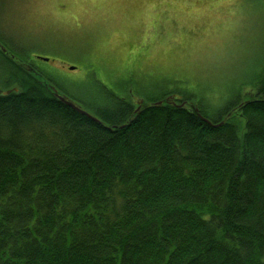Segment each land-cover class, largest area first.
I'll return each mask as SVG.
<instances>
[{
	"label": "trees",
	"instance_id": "1",
	"mask_svg": "<svg viewBox=\"0 0 264 264\" xmlns=\"http://www.w3.org/2000/svg\"><path fill=\"white\" fill-rule=\"evenodd\" d=\"M0 60V264H264V99L216 126L245 86L264 97V65L221 102L176 91L200 113L164 102L134 114L133 94L69 91Z\"/></svg>",
	"mask_w": 264,
	"mask_h": 264
},
{
	"label": "rangeland",
	"instance_id": "2",
	"mask_svg": "<svg viewBox=\"0 0 264 264\" xmlns=\"http://www.w3.org/2000/svg\"><path fill=\"white\" fill-rule=\"evenodd\" d=\"M2 36L69 91L221 102L264 65V0H0Z\"/></svg>",
	"mask_w": 264,
	"mask_h": 264
},
{
	"label": "water",
	"instance_id": "3",
	"mask_svg": "<svg viewBox=\"0 0 264 264\" xmlns=\"http://www.w3.org/2000/svg\"><path fill=\"white\" fill-rule=\"evenodd\" d=\"M0 50L2 52H4L8 57H10L12 60H14L18 65L22 66L24 69H26L27 71L31 72L34 75H37L35 72H33L32 68H30V66L26 65L20 58H18L17 56H15L14 54H12L10 52V50L0 41ZM44 59V58H43ZM48 60V58H45ZM73 68V67H71ZM53 93L54 95L60 99L62 102H64L65 104H67L68 106L74 108L76 111H78L79 113L85 114L88 117L94 119L95 121L103 124L104 122L98 118L96 115H94L92 112H90L89 110H87L85 107H83L80 103H78L77 101L73 100L72 98H70L68 95L66 94H62L60 93L59 89L56 86L52 87ZM10 92V89L8 88H3L0 87V94H7ZM256 90L255 88H253L252 86H247L245 87V89L243 90V96H244V103L241 105H246L247 103L251 102L253 99L252 97L255 95ZM176 100H181V98L177 95H169L166 96L165 98L158 100L157 102H147V100H145L144 98H137V96H133V101L135 102V104L137 105L135 112H139L141 110L142 107L144 106H157L160 104H163L164 102L173 104V105H177V106H186L191 108L192 106L196 105L195 103H192L191 101H182L181 103H178ZM240 106V107H241ZM197 106H195L196 108ZM198 109V108H196ZM236 111V109H233L229 115L227 117H225V119L219 124L221 125L222 123H224L226 121V119H228L234 112ZM130 119H133L130 118ZM130 119L124 124L122 125V127L127 126L128 124H130ZM217 126V125H216Z\"/></svg>",
	"mask_w": 264,
	"mask_h": 264
},
{
	"label": "bare ground",
	"instance_id": "4",
	"mask_svg": "<svg viewBox=\"0 0 264 264\" xmlns=\"http://www.w3.org/2000/svg\"><path fill=\"white\" fill-rule=\"evenodd\" d=\"M1 41V40H0ZM2 42V41H1ZM3 43V42H2ZM4 44V43H3ZM5 45V44H4ZM6 46V45H5ZM8 48V47H7ZM12 50V49H11ZM19 55V54H18ZM16 56V55H15ZM18 57V56H17ZM21 56L19 55V57L18 58H20ZM22 60V59H21ZM22 61H24V60H22ZM54 86H56V85H54ZM52 87H53V85L52 86H49V88L51 89V91L53 92V90H52ZM11 91V90H10ZM60 91V90H59ZM60 93H62L63 94V92H60ZM54 94V93H53ZM65 94V93H64ZM67 95V94H66ZM261 95V94H260ZM143 97V96H142ZM145 97V96H144ZM70 98H72V97H70ZM73 99V98H72ZM252 101H258V100H263L264 99V97H262V95L261 96H258L257 97V95H256V93H255V95L252 97ZM73 100H75V99H73ZM76 101V100H75ZM244 101H245V99H244V96H243V93H242V99H241V101L239 102V104L234 108V109H236V110H239V109H241L243 106H245V105H243V106H241L243 103H244ZM155 102H157V101H155ZM196 105H197V103H196ZM196 105H194V106H192V107H194L195 108V106ZM247 105V104H246ZM241 106V107H240ZM84 107V106H83ZM192 107L191 108H188L189 110H193L192 109ZM196 108H198V109H196ZM195 108V110L197 111V112H199L200 113V109H199V107H196ZM136 109V108H135ZM141 111V110H140ZM134 114H137L138 112H135V110H134V112H133ZM95 115V114H94ZM97 116V115H96ZM228 116V115H227ZM226 116V117H227ZM98 117V116H97ZM133 118H134V115L132 116ZM131 117V118H132ZM231 117V116H230ZM229 117V118H230ZM99 118V117H98ZM228 118V119H229ZM101 119V118H100ZM225 119V118H224ZM223 119V120H224ZM228 119H226V121L228 120ZM102 120V119H101ZM129 120V119H128ZM127 120V121H128ZM133 119H130V123H131V121H132ZM208 121H210L209 119H207ZM103 121V120H102ZM126 121V122H127ZM104 122V121H103ZM125 122V123H126ZM211 122V121H210ZM222 122V121H221ZM221 122H219V123H216V125H219ZM125 123H123L122 125H124ZM106 124V123H105ZM108 125V124H107ZM122 125H120L121 127H122ZM108 126H110V125H108ZM112 126V125H111ZM110 126V127H111ZM113 128V127H112ZM63 150V149H62ZM29 151V150H28ZM167 179V178H166ZM160 186V185H159ZM161 187V186H160ZM167 192V191H166ZM48 219V218H47ZM37 231V230H36ZM89 263V262H88Z\"/></svg>",
	"mask_w": 264,
	"mask_h": 264
},
{
	"label": "flooded vegetation",
	"instance_id": "5",
	"mask_svg": "<svg viewBox=\"0 0 264 264\" xmlns=\"http://www.w3.org/2000/svg\"><path fill=\"white\" fill-rule=\"evenodd\" d=\"M10 52L12 53V54H14V55H16L13 51H11L10 50ZM4 53V52H3ZM17 56V55H16ZM18 57H19V55H18ZM43 59V58H42ZM26 65H28V66H30V68H32V70H33V72H36L37 74H41L42 75V70L37 66V64H35L33 61H26V60H24L23 61ZM41 71V72H40ZM44 75V74H43Z\"/></svg>",
	"mask_w": 264,
	"mask_h": 264
}]
</instances>
